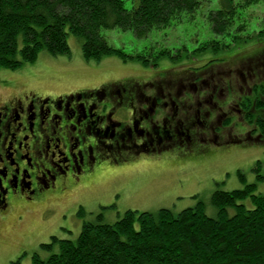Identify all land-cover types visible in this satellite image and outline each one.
Wrapping results in <instances>:
<instances>
[{"label":"flooded vegetation","instance_id":"flooded-vegetation-1","mask_svg":"<svg viewBox=\"0 0 264 264\" xmlns=\"http://www.w3.org/2000/svg\"><path fill=\"white\" fill-rule=\"evenodd\" d=\"M235 46L176 54L91 86L31 73L0 78V264H24L35 241L31 232L2 243L10 220L96 192L115 178V163L189 162L264 144V44Z\"/></svg>","mask_w":264,"mask_h":264},{"label":"trees","instance_id":"trees-1","mask_svg":"<svg viewBox=\"0 0 264 264\" xmlns=\"http://www.w3.org/2000/svg\"><path fill=\"white\" fill-rule=\"evenodd\" d=\"M0 0V71L19 70L34 64L42 52L52 57L70 54L69 36L81 42L83 58L100 63L106 57L149 66L170 57L169 50L151 46L146 52L130 55L111 46L104 30L132 32L138 40L169 30L192 16L200 0ZM262 0H243L249 7ZM223 7L211 12L212 30L221 40H207L197 49L215 52L226 44L234 23L237 5L222 0ZM152 59V60H149ZM254 172L260 181L261 162ZM244 188L216 191L211 204L216 216L209 217L202 204L177 214L161 209L155 213L127 211L114 224L99 214L83 220L76 241L52 237L41 245L31 264H264V196L257 185L248 184L238 173ZM249 200L254 208L244 204ZM234 214L230 215L229 211ZM16 264H22L21 261Z\"/></svg>","mask_w":264,"mask_h":264},{"label":"rangeland","instance_id":"rangeland-1","mask_svg":"<svg viewBox=\"0 0 264 264\" xmlns=\"http://www.w3.org/2000/svg\"><path fill=\"white\" fill-rule=\"evenodd\" d=\"M136 1H127V8H132ZM200 1L196 13L186 17L181 24L152 33L144 40H138L132 32L118 29L104 30L103 33L111 46L121 48L130 55L146 52L149 47L156 46V51H159L158 48L168 49L169 56L182 53L193 57L205 41L215 38L221 40V37L214 35L209 17L211 12L223 7L222 0ZM242 1L234 0L237 5L236 15L225 41H234L235 47L247 50L264 44V0L249 7L241 6ZM68 42L70 54L52 57L42 52L34 64H25L14 72L1 70L0 78L8 80L31 73L43 79L54 76L66 83L91 86L103 77H123L139 74L136 71L148 70V67L136 61L124 62L117 57H106L100 63L88 62L82 56L81 42L73 36H69ZM187 161L184 158L156 159L133 164L128 168L124 164L115 163L111 169L115 178L96 192L94 190L82 195L80 191L69 193L53 202L51 207L45 205L35 210L25 218L24 223L16 222V215L9 222L12 231H2V243L19 241L25 233L32 232L35 241L24 264L32 263L34 253L46 258L48 254L42 252L41 245L49 244L52 237L72 241L79 237L83 225V220L77 218L80 207L84 208L87 221H95L102 214L104 222L108 224H114L127 211L155 213L167 209L177 214L199 204L204 206L209 217H215L217 212L211 204L214 193L245 187L239 179V172L246 176L248 184L257 185V194L264 196V181L258 180L254 172L256 164L261 162L260 173L264 177V144L238 145L231 150L225 148ZM181 165L185 168L181 169ZM244 204L248 209L254 208L249 200ZM49 207L52 208L47 213L50 219L44 220V211ZM229 213L233 215L234 211L230 210Z\"/></svg>","mask_w":264,"mask_h":264}]
</instances>
